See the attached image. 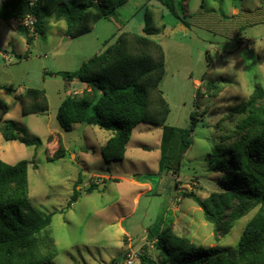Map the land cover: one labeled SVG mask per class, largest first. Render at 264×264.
Listing matches in <instances>:
<instances>
[{
  "label": "rangeland",
  "instance_id": "374dc122",
  "mask_svg": "<svg viewBox=\"0 0 264 264\" xmlns=\"http://www.w3.org/2000/svg\"><path fill=\"white\" fill-rule=\"evenodd\" d=\"M182 8L188 27L158 0H129L114 22L100 20L88 34L67 38L65 23L50 21L31 44L17 22L13 28L0 23V86L15 94L27 88L43 90L48 105L44 114L23 115L19 102L0 89V125L9 124L17 137L6 141L0 135V160L29 163V204L40 215L53 213L40 234L53 243L41 246L42 254L53 255L50 264H110L113 259L119 262L129 248L159 260L150 235L164 227L195 248L233 250L254 214L235 220L228 234L218 237L183 193L203 199L217 190L213 149L236 139L237 125L246 114L233 115L232 109L241 113L255 84L264 86V0H184ZM145 12L150 21L144 19ZM119 32L146 36L162 48L166 67L159 88L169 113L161 126L138 124L123 160L106 162L101 147L117 130L78 123L63 131L55 118L57 109L68 96L80 95L83 84L73 85L55 73L77 70ZM192 114L195 128L188 149L181 152L178 137ZM164 130L174 133L172 145H167L172 149L166 152L176 159L159 172ZM51 134L58 135L66 150L53 162L46 160ZM77 180V199L68 205ZM90 184L97 188L88 194L84 189Z\"/></svg>",
  "mask_w": 264,
  "mask_h": 264
},
{
  "label": "trees",
  "instance_id": "16d2710c",
  "mask_svg": "<svg viewBox=\"0 0 264 264\" xmlns=\"http://www.w3.org/2000/svg\"><path fill=\"white\" fill-rule=\"evenodd\" d=\"M129 0H0V23L17 22L27 44L34 37L19 21L27 14L36 18L38 35L44 34L50 21L65 23V35L75 39L89 33L100 20L118 16V10ZM178 22L188 27V16L183 13L184 0H158ZM148 13L144 19L148 20ZM150 17V16H149ZM144 31L148 33V23ZM162 48L146 36L119 32L112 43L105 42L101 53L96 54L73 72H57L65 81L86 85L80 95L68 96L59 105L55 118L65 132L73 124H85L105 131L117 130L101 147L104 161H121L134 128L140 124L163 125L169 107L160 91L165 74ZM212 89V87H210ZM17 100L23 115L44 114L48 110L43 90L27 88L19 94L0 86ZM199 94V91H198ZM246 114L237 125L235 140L227 147L213 149L212 170L219 174L217 190L201 199L195 194L183 193L200 208L204 219L214 226L218 237H223L238 220L254 211L246 222L233 250L219 247L195 248L188 239L179 237L168 227L162 228L154 240L159 260H151L140 253V264H264V86L255 84L249 100L240 108ZM193 114L190 123L178 137L179 150L190 145L189 134L195 128ZM173 132L162 133L158 170L161 172L175 161L174 154L167 156L168 143ZM0 135L6 141L17 140L9 124L0 125ZM57 134L47 138L46 160L53 162L65 156ZM175 141V140H174ZM23 142V141H22ZM25 143L31 144L30 141ZM28 162L20 160L7 164L0 160V264H50L53 255H44L41 246H50L49 238L41 232L48 227L53 213L40 215L29 204L27 171ZM34 167V166H33ZM175 171H173V174ZM81 185L77 180L68 205L74 203ZM97 184H90L84 192L90 194ZM40 236V237H39ZM42 239V240H41ZM53 244V243H52ZM143 246V251H145ZM124 254V253H123ZM110 264H117L113 259Z\"/></svg>",
  "mask_w": 264,
  "mask_h": 264
},
{
  "label": "built area",
  "instance_id": "2783aa9c",
  "mask_svg": "<svg viewBox=\"0 0 264 264\" xmlns=\"http://www.w3.org/2000/svg\"><path fill=\"white\" fill-rule=\"evenodd\" d=\"M36 0H28L29 5L31 6ZM36 23V18L32 14L25 15L20 21L19 24L28 31L29 36L35 38L37 35L35 32L34 25ZM139 249H126L124 254L117 264H140V253Z\"/></svg>",
  "mask_w": 264,
  "mask_h": 264
},
{
  "label": "crops",
  "instance_id": "0c3cea01",
  "mask_svg": "<svg viewBox=\"0 0 264 264\" xmlns=\"http://www.w3.org/2000/svg\"><path fill=\"white\" fill-rule=\"evenodd\" d=\"M12 22H13V21L7 22V23L9 24V27H10V28H13V27H14V25H13ZM98 22H99V21H98ZM98 22H97V23H98ZM108 22H114V21H113V19H110V20H108ZM54 23H56V22H54ZM97 23H95V24L92 26L91 31L95 30V28H96L95 26H96ZM49 24H51V23H48V25H49ZM115 24H116V23H115ZM116 25H117V24H116ZM117 27H119V26H117ZM65 29H66V27H65ZM91 31H90V32H91ZM90 32H89V33H90ZM64 34H65V30H64ZM87 34H88V33H87ZM65 36H66V35H65ZM67 38H68V37H67ZM104 43H105V42H104ZM70 83L73 84V85L78 84V82H75V81H72V82H70ZM85 89H86V85L83 84L82 87H81V91L83 92ZM126 147H127V146H126Z\"/></svg>",
  "mask_w": 264,
  "mask_h": 264
},
{
  "label": "water",
  "instance_id": "95a60500",
  "mask_svg": "<svg viewBox=\"0 0 264 264\" xmlns=\"http://www.w3.org/2000/svg\"><path fill=\"white\" fill-rule=\"evenodd\" d=\"M11 55H14V53H13V52H11ZM14 57H15V59H17V60H19V59H20V57H18V56H15V55H14Z\"/></svg>",
  "mask_w": 264,
  "mask_h": 264
}]
</instances>
